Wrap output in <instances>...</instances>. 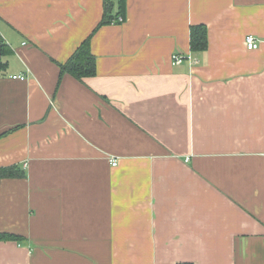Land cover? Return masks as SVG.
Here are the masks:
<instances>
[{
	"label": "crops",
	"instance_id": "1",
	"mask_svg": "<svg viewBox=\"0 0 264 264\" xmlns=\"http://www.w3.org/2000/svg\"><path fill=\"white\" fill-rule=\"evenodd\" d=\"M105 11L0 0V264H264V0ZM88 37L96 74L62 73Z\"/></svg>",
	"mask_w": 264,
	"mask_h": 264
},
{
	"label": "trees",
	"instance_id": "2",
	"mask_svg": "<svg viewBox=\"0 0 264 264\" xmlns=\"http://www.w3.org/2000/svg\"><path fill=\"white\" fill-rule=\"evenodd\" d=\"M112 2L111 0H105V15L101 21V25L110 22L122 15H126V0H120L121 10L118 15H112L110 13ZM191 49L192 51H204L208 47V28L205 24H196L191 26ZM12 48L0 37V71L6 66V62L3 60L5 54L11 53ZM62 73H69L76 78L83 80L86 77L94 76L96 74V58L92 52L91 38L85 39L72 53L68 61L61 64ZM23 172L15 166L0 167V180L4 177H18ZM13 235L1 234L0 239H7Z\"/></svg>",
	"mask_w": 264,
	"mask_h": 264
},
{
	"label": "built area",
	"instance_id": "3",
	"mask_svg": "<svg viewBox=\"0 0 264 264\" xmlns=\"http://www.w3.org/2000/svg\"><path fill=\"white\" fill-rule=\"evenodd\" d=\"M124 20V16L120 15L116 21H123ZM245 43H246V47L247 49L249 50H254V49H257L259 47V40L258 38L253 35V34H247L246 37H245ZM189 55H183L182 53L180 52H175L172 56V59H173V63L175 64H179V63H182L186 58H188ZM194 62H198L197 59H194ZM14 78H20V79H24L25 76L24 75H15ZM111 162H112V165H117L118 164V160L115 159V158H111Z\"/></svg>",
	"mask_w": 264,
	"mask_h": 264
}]
</instances>
